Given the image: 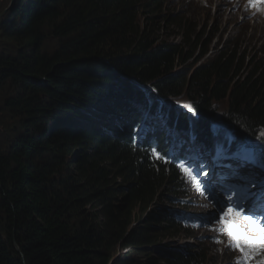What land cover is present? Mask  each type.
<instances>
[{
    "label": "trees",
    "instance_id": "obj_1",
    "mask_svg": "<svg viewBox=\"0 0 264 264\" xmlns=\"http://www.w3.org/2000/svg\"><path fill=\"white\" fill-rule=\"evenodd\" d=\"M11 1L0 3V264H204L194 245L155 252L190 219L156 211L178 171L146 144L183 153L168 137L192 130L210 152L221 122L233 153L264 148V60L235 41L206 56L210 43L176 15L182 41L161 39L165 0Z\"/></svg>",
    "mask_w": 264,
    "mask_h": 264
},
{
    "label": "rangeland",
    "instance_id": "obj_2",
    "mask_svg": "<svg viewBox=\"0 0 264 264\" xmlns=\"http://www.w3.org/2000/svg\"><path fill=\"white\" fill-rule=\"evenodd\" d=\"M2 1L9 0H0V3ZM12 3L13 0L7 8ZM237 3L236 0H166L161 13L157 16L161 29L160 38L173 42L182 41L181 28L173 25L171 21L172 16L176 15L196 26V32L200 34L202 44L210 43V51L206 56L214 53V46L220 48L222 45H226L227 42L235 41L240 45L243 54L247 58L253 59L258 56L264 60V7L252 15V13L248 14L244 8H238ZM195 61L196 59H190L188 63L192 65ZM182 132L183 134L188 133L186 131ZM168 138H171L172 143L179 146L184 137ZM172 147L175 148V145H172ZM246 172L251 173L248 169H246ZM233 173L236 174L232 172V175ZM235 178L238 181L237 176ZM234 181L235 179H231L230 182L221 180L219 173L212 172L203 184L193 189L189 193L192 207L188 211L203 217L204 225L200 229L191 232L190 235L181 232L163 234L164 239L159 241V249L155 252L158 253V250L164 248L178 249L185 245H195L194 243H198V240L204 237L205 240L210 242L211 252V255L206 252L211 258H206L204 264H227L229 259L228 255L225 254L227 244L221 232L224 223L220 221L219 217L222 216L224 222L230 223L238 209L236 205L228 204L225 194L219 190L222 188L221 185H229L228 187H230L229 183ZM164 194V199L155 207L157 208L156 211L160 209L166 212L170 209L181 208L179 204L170 199L171 194L167 192ZM221 208H223V211H220ZM230 208L232 209L231 212L229 211ZM253 209L258 210L260 208L253 205ZM144 218L143 214H139L135 218L134 224L143 223ZM217 240L221 242L217 243ZM248 247L259 249L255 255H251L252 258L264 260V244L249 243ZM195 250L198 249L195 247Z\"/></svg>",
    "mask_w": 264,
    "mask_h": 264
},
{
    "label": "snow or ice",
    "instance_id": "obj_3",
    "mask_svg": "<svg viewBox=\"0 0 264 264\" xmlns=\"http://www.w3.org/2000/svg\"><path fill=\"white\" fill-rule=\"evenodd\" d=\"M257 2L264 4V0H249V7H254ZM186 107L188 108L189 111L193 112L194 114V109H192L191 106H186ZM262 135H264V133H262ZM152 152L157 156L158 159H164V157L160 156V154L156 152L155 148H152ZM244 156L247 159H252L254 156V153L251 150L245 149ZM180 167L182 168V170L186 172V174L191 176L192 170L190 167H186L183 162H181ZM206 174L207 173H205V175ZM197 175H199V172H197ZM192 178L195 179L194 176ZM249 198L250 196L245 195L241 197L239 202L236 203V208L238 209V211L236 212V215L239 218L247 221V223L250 225V230L256 231L260 234L259 239L258 240L250 239L247 235H245L244 230L240 228L239 225L226 223L224 222V219L221 216L219 217V219L222 223H224V228L221 229V232L222 234L226 233L230 237L229 247L232 249H240L241 251H243V249L240 248V244H239L240 240H247L249 241V243L264 244V217L257 216L254 213L245 214L243 211L244 209L243 201L244 199H249ZM220 211H223V208H221ZM229 211L231 212L232 209L230 208ZM249 213H251V209H249ZM216 242L220 243L221 241L217 240ZM237 264H247V261L240 260V261H237Z\"/></svg>",
    "mask_w": 264,
    "mask_h": 264
},
{
    "label": "bare ground",
    "instance_id": "obj_4",
    "mask_svg": "<svg viewBox=\"0 0 264 264\" xmlns=\"http://www.w3.org/2000/svg\"><path fill=\"white\" fill-rule=\"evenodd\" d=\"M168 140H169V139H168ZM142 142H144V138H142ZM169 144L175 145V148L178 147L176 143H172L171 138H170V140H169ZM198 145H199V144H198ZM170 160L173 162V161H174L173 157H171ZM232 172H233V171H232ZM232 172H229L228 175H229V176L232 175ZM233 175H234V173H233ZM260 257H261V256H260ZM258 259H259V258H258ZM263 259H264V258H263Z\"/></svg>",
    "mask_w": 264,
    "mask_h": 264
},
{
    "label": "water",
    "instance_id": "obj_5",
    "mask_svg": "<svg viewBox=\"0 0 264 264\" xmlns=\"http://www.w3.org/2000/svg\"><path fill=\"white\" fill-rule=\"evenodd\" d=\"M6 12V10L0 15V17Z\"/></svg>",
    "mask_w": 264,
    "mask_h": 264
}]
</instances>
